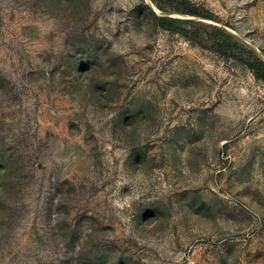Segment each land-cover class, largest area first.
Masks as SVG:
<instances>
[{
  "label": "rangeland",
  "instance_id": "obj_1",
  "mask_svg": "<svg viewBox=\"0 0 264 264\" xmlns=\"http://www.w3.org/2000/svg\"><path fill=\"white\" fill-rule=\"evenodd\" d=\"M187 1L0 0V264H264V0Z\"/></svg>",
  "mask_w": 264,
  "mask_h": 264
},
{
  "label": "trees",
  "instance_id": "obj_2",
  "mask_svg": "<svg viewBox=\"0 0 264 264\" xmlns=\"http://www.w3.org/2000/svg\"><path fill=\"white\" fill-rule=\"evenodd\" d=\"M176 4L175 5H169L166 6L163 4L162 0H151V2L154 4V6L160 10L168 9L172 10L178 13L182 14H188L191 16H204V14H201L198 12V10L195 8V6H191L189 1L187 0H172ZM154 20L159 24H161L163 27H165L167 30H171L173 32H180L183 33L185 36H189L192 39H198L199 33L197 32L199 28L205 27L200 22H195L191 19H180V18H168L166 16H156L151 10H150ZM177 27H175V25ZM193 25V29H196L194 32H190L186 30L185 28L180 27L179 25ZM197 27V28H196ZM207 30V29H206ZM216 35H221L225 38L230 39V36H227L225 33H223L220 30L213 31ZM215 47L217 49H222L224 46L220 42L215 41ZM245 65L253 72L256 78L264 81V62L256 57H252V60L249 62H245Z\"/></svg>",
  "mask_w": 264,
  "mask_h": 264
}]
</instances>
